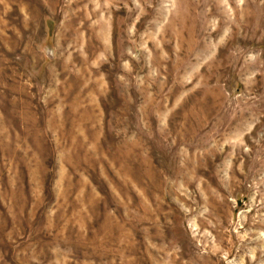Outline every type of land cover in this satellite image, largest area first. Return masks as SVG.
<instances>
[{"label": "rangeland", "instance_id": "obj_1", "mask_svg": "<svg viewBox=\"0 0 264 264\" xmlns=\"http://www.w3.org/2000/svg\"><path fill=\"white\" fill-rule=\"evenodd\" d=\"M0 264H264V0H0Z\"/></svg>", "mask_w": 264, "mask_h": 264}]
</instances>
